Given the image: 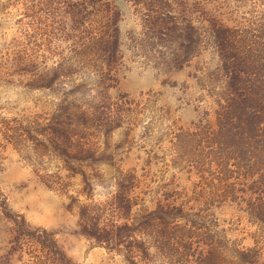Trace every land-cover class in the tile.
I'll return each mask as SVG.
<instances>
[{
  "label": "rangeland",
  "instance_id": "1",
  "mask_svg": "<svg viewBox=\"0 0 264 264\" xmlns=\"http://www.w3.org/2000/svg\"><path fill=\"white\" fill-rule=\"evenodd\" d=\"M0 264H264V0H0Z\"/></svg>",
  "mask_w": 264,
  "mask_h": 264
}]
</instances>
